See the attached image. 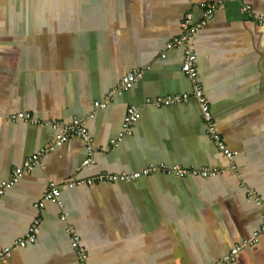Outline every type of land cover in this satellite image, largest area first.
I'll return each mask as SVG.
<instances>
[{"label":"crops","instance_id":"crops-1","mask_svg":"<svg viewBox=\"0 0 264 264\" xmlns=\"http://www.w3.org/2000/svg\"><path fill=\"white\" fill-rule=\"evenodd\" d=\"M216 1L0 0V182L52 140L48 122L78 119L100 148L81 166L85 145L72 137L0 197V251L41 218L36 241L0 264H79L67 226L88 264H212L235 246L241 249L232 264H264L263 234L242 246L261 226V208L248 192L264 201V22L256 21H264V0H227L191 40L198 80L232 161L208 138L194 99L145 104L190 91L180 70L183 48L165 46L179 36L186 12L197 21L199 4ZM135 70L142 76L130 90L94 108ZM130 105L141 116L132 135L111 146ZM16 113L37 121L11 120ZM157 164L218 173L67 186ZM50 184L61 186L62 208L48 202L39 212L33 204Z\"/></svg>","mask_w":264,"mask_h":264},{"label":"built area","instance_id":"built-area-1","mask_svg":"<svg viewBox=\"0 0 264 264\" xmlns=\"http://www.w3.org/2000/svg\"><path fill=\"white\" fill-rule=\"evenodd\" d=\"M226 1L227 0H217L216 2L200 3L199 5L201 9V17L197 21H194L191 12H186L181 20V32L179 36L174 37L165 46L166 49L175 47L183 48V59L181 62L180 70L191 83L190 91L156 96L155 98L147 99L145 101V104L156 108L169 107L173 105L183 104L190 99H194L198 105L201 119L204 123L208 138L213 142V144L225 158L232 161L235 153L227 147L221 134L216 129L211 114V108L203 92L202 85L198 80V72L195 66L196 55L191 47V40L193 36L204 26H206V24L213 18L215 11L221 8ZM243 11L246 12L251 19H253V14L251 13L249 6H244ZM256 21L259 24H262L264 22L260 18H258ZM161 57H164V54H161ZM141 76V72L137 70L125 74L118 81V84L113 89L107 92L103 100H101L100 102H94V108L97 110H103L112 97L121 95L124 92L130 90L134 83L140 80ZM140 116V109L137 106H128L122 119L120 130L117 136L110 140L109 144L111 146H116L119 140L124 137L131 136L133 125L138 121ZM10 119L13 121H29L31 123H36L37 121L33 119V117L28 113H16L11 115ZM47 125L54 131V137L52 138V140L48 141L43 148H40L34 154L28 156L20 167L14 168L7 180L0 182V197L8 189H10L22 176L28 174L31 170L37 167L46 154L52 152L56 147L61 146L72 137L79 138L85 145L86 157L83 160L81 166H89L93 163V154L95 152H98L100 148H96L95 146H93L92 137L82 121L78 119H73L71 122L67 123L62 121H52L48 122ZM235 169V165L231 163V170L234 171ZM156 173H164L177 178H184L187 176L207 178L215 176L218 173V169L208 167L187 168L178 165L168 167L164 164H157L149 165L130 173L105 172L94 177L87 178L86 180L68 183L67 186L69 188H72L73 186L92 185L98 182H135L139 178ZM235 174H237L236 171ZM60 190V185L50 184L42 199L39 202L33 204V206L40 212L43 209L45 203L49 202L57 205L61 209L62 202L59 200ZM247 200L252 201L254 204L261 208V226L259 232H256L251 240H245L242 243V246L251 247L257 242L258 234L264 235V201L255 196L254 192L251 191L248 192ZM67 217L68 213L63 212L59 215V220L65 222L67 220ZM40 223L41 218L38 215L32 220L27 230L21 237L15 239L10 245L2 248V250L0 251V261L3 263L6 262L10 258L14 250L18 248H24L27 245L33 244L36 241V237L40 231ZM65 232L69 235L71 248L75 252L79 264H88L86 251L80 244V237L69 226L65 228ZM240 249L241 246H235L231 248L225 255H223L219 260L213 262L212 264L234 263Z\"/></svg>","mask_w":264,"mask_h":264},{"label":"rangeland","instance_id":"rangeland-1","mask_svg":"<svg viewBox=\"0 0 264 264\" xmlns=\"http://www.w3.org/2000/svg\"><path fill=\"white\" fill-rule=\"evenodd\" d=\"M120 96H122V95H120ZM117 97H119V96H117Z\"/></svg>","mask_w":264,"mask_h":264}]
</instances>
